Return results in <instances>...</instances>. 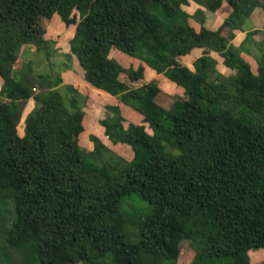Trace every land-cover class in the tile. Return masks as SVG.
I'll use <instances>...</instances> for the list:
<instances>
[{"label": "trees", "instance_id": "16d2710c", "mask_svg": "<svg viewBox=\"0 0 264 264\" xmlns=\"http://www.w3.org/2000/svg\"><path fill=\"white\" fill-rule=\"evenodd\" d=\"M201 1L224 16L221 26L173 24L150 9L173 8L172 0H0V188L11 187L16 201L2 248L17 251L20 264H185L186 249L194 252L189 264H241L264 248V53L254 69L231 42L243 0ZM55 17L83 80L151 124H106L113 143L134 146L132 160L95 161L85 152L79 96L87 97L73 84L62 94L63 78L42 73L49 89L34 94L17 79L22 47L49 53ZM196 47L204 54L193 69L179 58ZM111 49L140 52L181 92L157 82L136 88L145 65L128 68ZM213 51L236 74L221 79ZM30 98L36 106L21 135ZM132 193L152 206L137 221L136 242L127 240L122 210ZM12 251L0 253V264H18Z\"/></svg>", "mask_w": 264, "mask_h": 264}, {"label": "rangeland", "instance_id": "374dc122", "mask_svg": "<svg viewBox=\"0 0 264 264\" xmlns=\"http://www.w3.org/2000/svg\"><path fill=\"white\" fill-rule=\"evenodd\" d=\"M172 3L173 8H165L162 4H153L151 5L150 9L156 12L165 21L173 24L188 23L193 25L197 29L206 24V21L208 22V17H210V14L208 12H210L211 10L208 9L201 0H172ZM239 12L240 16L244 18L241 22V28H243V25L248 19H253L257 24L264 25V0H243L240 5ZM59 21L62 22L60 18L55 17L48 28V31H53V35L51 37V42L49 45V53H47V50L36 51L32 46L29 45H26L19 50V55L21 57V68L16 72L17 79L32 87V90H34L35 92L34 94H38L49 89L47 85L40 86L38 76L42 73L47 74L49 79H56V81H58L57 77L63 78V82H60L61 84L57 86L61 93L66 92V84H73L82 92L83 95H86L87 97L86 99H84L82 96H79L80 103L82 104L80 109L82 110L83 115L85 116L87 113V117H89V115H92V117L89 118L88 123H92L90 124V126L94 124L98 125V127L102 131L106 129V124H110L113 127H119L120 129V126L126 128L130 122L132 123L134 122V120L137 121V119H131L129 116L131 114L130 111L134 109V107L131 106L128 102L124 100L122 101L119 96H103V98L101 99V102L103 103H94L91 106L89 104H86L87 100L89 99V94L85 93V87L83 86L86 85L88 87L87 90L89 93H91L92 86H90L85 80H83L82 69L77 59L65 56V54L67 53H70L71 55V50L69 39L67 38L68 35H66V26L64 22L58 25ZM245 31L247 30L244 29V34H240L238 36V43L233 44L241 48L242 51H249L251 54H253L255 57V62L259 66V57H261V55L264 53V30L260 31V29H258L257 31L252 32ZM117 52L119 53H113L111 57L115 58L128 68L138 67L140 65L146 64V62H144L141 57L144 55L140 54V52L131 55H126L123 53L120 54V51ZM185 60L190 63L188 59ZM224 69L225 68H223L222 71H224ZM220 73L222 75L220 78L224 79L226 77V74L224 72ZM33 78L35 84H33ZM155 78H158L160 80L161 86H163L166 91L181 92L177 90L178 88L175 86V84L173 85V83L169 81L168 77L165 76L164 73L157 72L154 68H149L147 82L149 84L153 83L155 82L153 81ZM212 78L214 79L215 77L213 76ZM52 80L50 81L52 84L58 83L53 82ZM147 82H135V87L145 88ZM144 91L147 92L148 90L145 89ZM158 97L159 96H157L155 100H160V98L158 99ZM66 99L67 98H65V100ZM124 106H127L128 109L126 110ZM71 108L73 109V111L76 110V112H80L78 111L80 109L77 110L74 107ZM120 116L123 117V119H120ZM135 116L140 117V119L135 123L144 122V125L149 131L153 130L151 124L148 121L144 120L143 114L135 113ZM82 119H84L83 116ZM128 121L129 123L127 124ZM115 123H117V126ZM88 129L89 128H85V132H83L82 134V146L85 148V152L89 155V157H91V159L95 161L107 159H123L125 161H130L136 157L137 151L131 144L122 141L119 143H113L111 141L109 133L105 130L104 132H97L96 134H94L93 132H89L90 130ZM122 210L126 218L125 234L127 236V240L136 242L138 240L137 221L145 218L152 211V206L138 193H132L131 195L125 197L122 201ZM15 219L16 201L13 190L11 187L0 188V253L2 256H6V251H8V254L9 251H12L3 249L2 247L7 237V232ZM186 250L189 254V257H186L185 260L188 262H186L185 264H189V262H192L193 260L194 252H192L191 249ZM262 251V249H252L248 251L247 261L245 259V262L241 261V264H262V262L259 261V258L254 257V255H256V252ZM17 255H19L17 251H12L11 257L15 259V262L17 261V263L20 264L21 256L19 255V258ZM27 256H29L30 259L33 258L35 256L33 250L29 251V254H27ZM215 262L216 264H232L229 263L231 262L230 260L228 262Z\"/></svg>", "mask_w": 264, "mask_h": 264}, {"label": "crops", "instance_id": "0c3cea01", "mask_svg": "<svg viewBox=\"0 0 264 264\" xmlns=\"http://www.w3.org/2000/svg\"><path fill=\"white\" fill-rule=\"evenodd\" d=\"M210 11V10H209ZM208 12V11H207ZM214 13V14H211V13ZM210 12H208L210 15V17H208V22L206 21V24L209 26V27H211V28H218L219 26H221L223 23H224V20H225V18H224V16H222V15H220L219 13H217V12H214V11H210ZM219 15V16H218ZM221 16V17H220ZM224 19H223V18ZM54 19V18H53ZM220 20H221V22H220ZM52 23V22H51ZM62 22H60L59 21V23H58V25H60ZM210 25H209V24ZM64 25V24H63ZM50 26V25H49ZM49 26H48V28H49ZM263 27H264V25L263 24H257L253 19H248L247 21H246V23L243 25V28H241V29H234V30H232L233 32H234V37H233V39L231 40V42L232 43H238V41H237V38H238V36L240 35V34H244V29L245 30H247V31H245V32H252V31H257L258 29H260V31H262V30H264L263 29ZM197 29H200V28H197ZM48 34H49V36H50V38L52 37V35H53V31H48ZM118 50H116V49H111V51H110V56H112V54L113 53H119V52H117ZM120 54H122V52L120 53ZM124 54V53H123ZM204 54V50L202 49V48H199V47H196V48H194L192 51H191V53H189V54H187V55H185V56H181L179 59H180V62H182L183 64H186V65H188V66H190L191 68H195L194 67V62L196 61V59L198 58V57H200L201 55H203ZM211 55H212V57H214L216 60H217V67H218V69H219V72H224L225 74H226V76H230V75H234V74H236V69H232V68H230V67H228V66H226V64L224 63V58L219 54V53H217V52H211ZM241 55H242V57L248 62V63H250L251 64V66L254 68V69H258V65L256 64V62H255V57H254V55L253 54H251L249 51H242V53H241ZM185 59H188L189 61H190V63L189 62H187ZM184 60H185V62H184ZM224 65V66H223ZM145 67H146V70H145V79H144V81H148V72H149V68H151V67H149L147 64H145ZM21 68V66L19 67V69ZM223 68H225L224 69V71H222L223 70ZM18 69V70H19ZM35 78V77H34ZM34 78H33V82H34ZM36 79V78H35ZM72 80V79H71ZM153 81H155V82H157V85H158V87L160 88V89H162V90H164V91H166L165 90V88L163 87V86H161V82H160V80L158 79V78H155ZM169 81H171L170 79H169ZM172 83H173V85L175 84V86H176V83H174L173 81H171ZM2 83H3V80H2V78H1V76H0V89H1V86H2ZM148 83V82H147ZM33 84H35V82L33 83ZM88 84V83H87ZM90 85V84H89ZM41 86V85H40ZM91 86V85H90ZM83 87H85L84 88V91H85V93H88L89 94V99L87 100V105L89 104L90 106L92 105V104H94V103H97V104H99V103H103V102H101L102 100V98H103V96H113V95H110L109 93H107V92H105V91H102V90H100V89H97V88H95V87H91V93H89L88 92V87L86 86V85H84ZM177 87V86H176ZM164 88V89H163ZM178 88V87H177ZM31 89H32V87H31ZM36 89V88H35ZM177 90H179V88L177 89ZM33 91V93H35L34 92V90H32ZM168 92V91H167ZM169 93H172V94H174V93H178V92H169ZM36 106V103H35V100H34V98H30V99H28V101L26 102V104H25V107L23 108V111H22V117H21V120H20V125H18V130H19V133L21 134V135H23L24 134V132H25V120H26V117H27V115L34 109V107ZM124 108L127 110L128 109V107L127 106H124ZM130 108V107H129ZM86 109V108H85ZM132 109V108H131ZM131 114L129 115L130 116V118L131 119H137V121L140 119V117H138V116H135V113H137V111H135L134 109H132L131 111ZM87 115H88V113L84 116V119H83V125H84V129L85 128H89L88 130H90L89 132H93L94 134H96L97 132H99V133H101V132H104V130L106 131V129H104L103 131L98 127V125H92V126H90V124H92L91 122L90 123H88L89 122V118H91L92 117V115H89V117H87ZM85 117H86V119H85ZM136 120H134V122H137ZM129 123V121L127 122V124ZM86 124V125H85ZM86 126V127H85ZM127 127H128V125H127ZM84 132H85V130H84ZM83 134V133H82ZM82 137V136H81ZM100 138H102V137H100ZM127 153H128V151H127ZM260 249H262L263 251L262 252H256V255H254V257L255 258H259L260 260L259 261H263L264 260V248H260ZM258 261V262H259Z\"/></svg>", "mask_w": 264, "mask_h": 264}]
</instances>
